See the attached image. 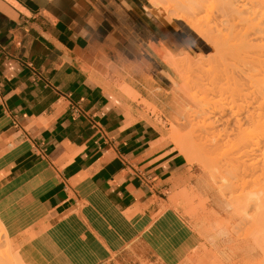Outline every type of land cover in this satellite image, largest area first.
I'll list each match as a JSON object with an SVG mask.
<instances>
[{
	"label": "crops",
	"instance_id": "0c3cea01",
	"mask_svg": "<svg viewBox=\"0 0 264 264\" xmlns=\"http://www.w3.org/2000/svg\"><path fill=\"white\" fill-rule=\"evenodd\" d=\"M212 51L186 20L151 0H0L4 224L12 222L7 208L19 206L22 215L34 208L56 229L77 225L100 203L137 216L150 230L173 222L179 231L184 219L208 231L210 222L200 219L210 216L188 218L183 211L180 192L190 181L184 156L140 101L180 120L182 111L170 113L178 77L164 56L202 58ZM162 206L166 212L154 223ZM13 231L14 240L25 241ZM217 231L201 233L209 243L197 245L189 264H211L222 247L216 239L231 237L229 227ZM193 240L166 233V251L158 246L155 253L161 264H182L175 255ZM246 246L248 261L232 264H259L253 241Z\"/></svg>",
	"mask_w": 264,
	"mask_h": 264
},
{
	"label": "rangeland",
	"instance_id": "374dc122",
	"mask_svg": "<svg viewBox=\"0 0 264 264\" xmlns=\"http://www.w3.org/2000/svg\"><path fill=\"white\" fill-rule=\"evenodd\" d=\"M180 1L183 3L182 6L179 5V2L174 8H171L166 12L170 16L186 20L212 44L213 51L210 55L202 58L191 56H179L173 58L168 55L164 56V58L166 57V63L172 67L171 69L174 70L178 77V85H176L172 98L170 99L172 107L170 113L175 114L178 110L182 111L183 116L180 120L175 119L171 122L167 112L162 113L156 109L154 111L143 101H140V103L146 108L147 113L152 115L155 121L163 128L166 140L173 144L181 155L184 153L183 156L186 160L188 172L190 174V181L188 182L186 189L180 192V198L187 201L186 207L183 211H186V216L188 218L197 219L202 218V216L205 215L210 216L209 219H200V221L210 222L208 231L201 228L202 222L199 223L198 226L200 229L197 230L191 228L192 225L184 219L182 225H179L181 227V229L179 228L182 232L181 234L179 233L180 230L178 231L174 227L173 222H169L167 225L166 222L161 223L158 230H155L156 227L151 224L153 226L150 230L146 224H139L137 216L113 212L98 202L94 208L95 213L91 214V218L84 215L83 219L80 220L81 222H77V225L71 224L56 229L53 226L47 225L44 215H42V217H35L33 213H35L36 210L34 211V208L29 209L33 210L31 218L28 213L22 215V207L15 206L7 208V211L9 210L11 213L12 222L4 224L0 218V263L3 261L4 264H7L8 262L6 258L8 256L15 258L17 255L20 256L22 254L26 256V259L29 257L28 262L24 259V256H21L23 258V260L20 259L22 264H25L23 263L25 260L28 264H37L36 262H41L43 264H161V256L156 255L154 247L159 246L166 251L167 233L172 236H177L182 240H185L188 237L194 239L191 245L185 246L181 255H175V257L178 258V262L189 264L196 256L197 245L204 249L205 244L209 243L204 238L203 234H201L202 232L216 235L219 228L229 227L231 237L233 238L230 236H221L216 239L222 244V247L219 250H214V259L211 264L247 262L246 243L250 240L253 241L254 245L258 248V258L260 259L257 262L259 264H264V238L257 237L253 239V236L250 233L253 223L241 221L239 219L233 220L229 217V214L236 209V206L227 202L232 196V191H230L228 186H225L224 188L221 187L219 180L223 176L225 178L228 177L227 180H229L231 179V176L227 173L225 174V172L218 174V171L221 170V164L219 163L218 165V163H213V161L209 159L210 155L202 157L204 155H201L202 153L199 152V146L203 142L202 135L200 143L195 140L197 145L199 144L198 148H196L197 145L193 146L194 148H192V150L190 146L189 149L185 147L188 142L189 144L191 143V140L189 141V138L191 137L189 135L190 132L194 130V128L198 130L199 126L197 127V124H202L203 130H201L204 131L205 127L203 126H207L209 122L206 120L202 121L204 117H202L200 110H197L192 106L191 99L199 98L203 91L199 87L200 80H198V77L202 76L201 79L203 78L205 80L203 82L206 85V82L208 81L206 79L210 78L209 81L211 82V79L217 74L218 77L222 78L224 75L223 78H225V75L228 76L227 73L231 74V70L237 65V67H239V47H237L236 44H239L238 41L241 37H244V34L246 33V28L248 27V22H246L247 15L245 13L239 14L238 12H236L235 15L233 14V11L226 15L224 9H227L228 7L227 0H200V8H192L190 4L191 0ZM246 1L252 3V6L248 5L251 8L247 7L248 10H246V12H252L253 10L256 12V9H258L259 12L261 11L259 4H257V2H260L261 0H245V2ZM160 2H162L163 6L164 4L165 6L167 5L166 0H161ZM253 4L255 5L253 6ZM259 12L257 13L259 14ZM188 62L200 65V67H198L199 69L196 70L194 68L184 67L183 64ZM231 65L234 66L232 67ZM223 71L225 72L224 74ZM193 84L196 85L194 86ZM180 88L181 90L184 89L183 92H181ZM213 92L216 95L217 89L210 91L209 95L211 96L210 93ZM198 113L200 115H198ZM197 118L201 121L199 122ZM216 127L215 129L220 131L223 129L220 125H216ZM200 128L201 127H199L198 130L199 132L197 131L198 134L202 133H200ZM190 129L192 130L190 131ZM193 132L194 134L196 133L195 130ZM186 134L189 135H187L189 138L186 137ZM196 137L198 136H195V138ZM193 144L195 143L193 142ZM183 147L187 149L185 150ZM210 197L220 201H217V203L214 204L210 201ZM254 211L255 208H253V205L249 206L247 212L252 214ZM164 212H166V206H162L160 212L154 216V223L161 221ZM182 212L180 214H182ZM158 225L159 223L156 224V226ZM80 227L81 231L78 229ZM99 227H101V229L103 228L105 231H99ZM170 227L172 229H170ZM13 229L16 233L25 235V241L22 240L18 242L21 237L15 238L14 240V236H11V234L14 233ZM184 230L186 231L185 233H183ZM54 236L66 238H62L58 241L57 239H52ZM200 242L201 244H199ZM234 244H237L240 249H234ZM55 248L56 250H53ZM19 258L8 264H16ZM240 258H242L241 261ZM31 260L35 263H32ZM20 261L18 260L19 263H21Z\"/></svg>",
	"mask_w": 264,
	"mask_h": 264
},
{
	"label": "bare ground",
	"instance_id": "6f19581e",
	"mask_svg": "<svg viewBox=\"0 0 264 264\" xmlns=\"http://www.w3.org/2000/svg\"><path fill=\"white\" fill-rule=\"evenodd\" d=\"M151 1L154 5L164 8L166 11L174 8L179 2L180 6L183 5L180 0H166V6L165 4L164 6L162 5V2H160L161 0ZM227 2L228 7L224 9L226 15L227 13H232V11L235 15L236 12L239 14L245 13L247 15L246 22H248V27L246 28V33L244 37H241L240 40L238 39L239 44H236V46L240 48H238V50L241 51H238L240 55L239 67H237V65L231 70L232 72L230 71L231 74L227 73L228 76L225 75V78H223V74L225 73L223 71V74H221L223 75V79L218 77V74L214 78L212 77L213 79H211V82L209 81L210 78L206 79L209 81V83L208 81L206 82V85L203 82L205 80L203 78V80L201 79L202 76L198 77V80H200L199 87L203 91L199 98L191 99L192 106L200 110L202 117H204L202 121L206 120L209 122L207 126H203L205 127L204 131H202V124H197V127H201L200 130L202 129L200 133L202 132L203 134H198L199 127L198 130L194 128L196 135L193 132L194 130H192L193 128L190 129V131L192 130L189 134L191 139L187 137L188 134H186V137L189 138V141L191 140L192 144L188 142L185 147L189 149L190 146L192 150V148H194L193 146L197 145L195 140L200 143L202 135L203 142L199 146L200 150L198 149L199 152L202 153L201 155H204L202 157L213 155L215 158L209 156V159H211L213 163H218V165L219 163L221 164V170L218 171V174L225 172V174L227 173L231 176L229 180H227L228 177H218L220 178L219 184H221V187L224 188L228 186L230 191H232V196L229 199L227 198L229 204L232 203L233 206H236V209L232 211V215L235 219L253 223L250 232L264 238V0L257 2L261 10L260 12L258 9H256V12L254 10L252 12H246V10L252 6V3L248 1L245 2V0H227ZM190 4L192 8H200L201 5L200 0H191ZM254 5L255 4H253V6ZM257 12H259V14ZM158 53L161 54L160 50H158ZM164 54L162 53L163 56ZM183 65L184 67L194 68L196 70L200 67L198 64H191L189 62ZM234 65L231 66L233 67ZM193 85L195 86L196 84ZM215 89H217L216 95L213 92L210 93V96L209 92ZM183 90H181V92H183ZM198 115L200 114L198 113ZM200 121L201 120H199V122ZM214 125L215 127L216 125H220L223 129L221 131L215 129ZM195 136H198L196 138L200 139H196ZM192 140L195 144H193ZM198 145L196 148H198ZM185 147L183 148L186 150L187 148ZM182 154L184 155V153ZM251 205L255 208L252 214L247 212ZM18 256L19 255L15 258L8 256L6 260L8 263H11L19 257V261L20 259L23 260L21 256L24 255L21 254L19 257ZM25 257L26 256H24V259H26ZM28 258L26 259L27 261ZM18 260L16 264L19 263ZM25 261L23 263L28 264L29 261L27 263ZM33 262L34 261H32V263ZM2 263L4 264L3 261L0 264ZM36 263L43 264L41 262ZM19 264H22V262Z\"/></svg>",
	"mask_w": 264,
	"mask_h": 264
}]
</instances>
